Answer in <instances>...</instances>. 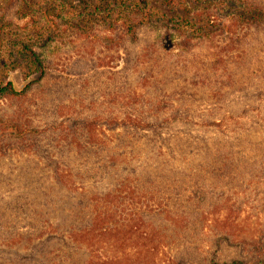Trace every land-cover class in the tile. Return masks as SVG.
Instances as JSON below:
<instances>
[{
    "label": "trees",
    "instance_id": "16d2710c",
    "mask_svg": "<svg viewBox=\"0 0 264 264\" xmlns=\"http://www.w3.org/2000/svg\"><path fill=\"white\" fill-rule=\"evenodd\" d=\"M65 1L67 14L69 7L98 0ZM99 2L77 21L62 13L58 21L46 16L45 33L52 40L68 30H76V38L89 34L94 11L101 9L102 19L113 20L108 29L115 31L114 23L124 18L120 28L138 39L140 26L167 16L154 0ZM219 2L226 4L231 21L221 31L264 27V7L257 1ZM186 10L178 15L182 22L171 15L169 28L183 33L190 23L203 30L202 19ZM8 34H2L0 51V161L35 164L25 167V184L0 188V249L9 252L10 264H136L118 250L148 246L155 251L157 240L169 254L148 264H264V241L236 237L233 229L243 210L241 199L259 196L255 188L264 185V66L246 76L248 82L243 77L230 81L234 95L208 105L207 119H194L188 106L197 94L191 91L187 99L183 89L168 91L144 74L135 79L134 65L142 55L132 56L123 41L122 70L110 65L96 81L97 95L84 93L65 109L58 95L89 87L99 68L80 74L77 56L67 63L48 59L36 48L44 41L17 37L21 59ZM174 34L166 32L159 51L187 46L173 41ZM17 65L26 70L21 81L8 74ZM253 96L260 105L249 101ZM189 139L194 141L184 151ZM203 149L206 159L193 165L192 157ZM18 164L8 169L0 162V177L21 175Z\"/></svg>",
    "mask_w": 264,
    "mask_h": 264
},
{
    "label": "rangeland",
    "instance_id": "374dc122",
    "mask_svg": "<svg viewBox=\"0 0 264 264\" xmlns=\"http://www.w3.org/2000/svg\"><path fill=\"white\" fill-rule=\"evenodd\" d=\"M64 1L0 0V51H2L5 44L3 43L2 34L8 31L7 36L12 37L10 39H13L12 46H14L21 59L23 58V52L17 50L20 42L35 40L36 42H45L44 46L36 47L42 57L48 59L62 58V61L67 63L74 56H77L80 60L76 63V70H79L80 74L88 72L89 69L95 66L98 67L99 70L93 73L91 77L93 82L89 87L83 84L78 91L74 87L58 95L63 100L62 106L65 109H68L67 106H74L79 103L84 93L87 97L97 95L96 81L102 72L111 68L110 65L122 70L125 56V50L123 44H121L123 41L126 42L132 56L136 57L137 53L142 55L140 64L134 65L135 79L138 78L139 74H141L140 76L144 74L150 81L160 84L161 87L166 86L168 91L185 90L187 99H190L189 94L191 91L197 94L195 104L188 106L192 109L191 113L194 119H207L206 117H209L208 107L212 105V102H223L222 100L226 95H229V97L234 95L235 92L230 93L232 91L229 85L230 81L243 77L241 80L248 82L249 79L246 76H251L252 72L254 75L257 68L264 66V27L260 29L254 26L248 32H243L240 31V27L237 25L232 26L229 32L221 31L219 27H223L224 24L229 25L231 21L227 18L229 11L226 4L220 3L219 0H202V4L197 0H154L153 3L158 7L157 9L163 14L167 12V16L158 20L154 17L149 23L140 26L138 39L124 33L122 27L120 28L119 23L123 22L124 18L114 23L115 31L108 29L113 20L110 21L111 18L109 17H105V20L102 19L100 16L105 15V12L98 9L94 11L95 20L90 23L92 31L89 34H81L79 38H76V30H73L74 32L68 30L63 31L60 39L52 40L45 33L47 28L46 16L50 15L51 20L58 21V19H61L59 15L62 13L63 17L69 21H77L79 17H83L84 14L101 5L99 0L92 3L88 1L77 4L75 9L69 7L70 12L66 14L68 3L63 6ZM191 1L194 2L193 6L188 3H192ZM255 1L264 7V0ZM186 8V11L189 8L192 10L189 16L194 18L199 16L198 18L202 19L203 30L198 31L194 27H189L190 23L185 24L183 28L185 30H182L183 33H177L169 28L173 24V20L168 22L171 15H175L174 21L182 22L183 19L178 15H181V12ZM47 10H49V13ZM196 26L198 25L196 24ZM167 31L176 33L173 36V41L176 39L177 42H183L187 46L176 45L174 51H169V53L166 50L159 51L157 45H160L162 39L166 41V38H168L165 35ZM228 35H232L233 38H228ZM17 37L21 39L20 42ZM112 38L113 41L119 40V42L117 44L112 42L110 40ZM8 74H14L16 79L21 81L26 75V70L17 65L11 68ZM227 75L229 76L226 77ZM163 81L169 82V85H165ZM239 87L241 86L239 85ZM233 99H236V97ZM249 101L260 105V102L254 96ZM261 105H264V101ZM108 110L107 108L103 110L105 115L110 114ZM193 141V139H189L187 143H183L184 151L188 150ZM201 143L203 142L200 140L199 144L201 145ZM178 145L180 146L181 142ZM179 146L178 152H182ZM142 148L144 147L142 146ZM205 152V149L200 150L201 154L196 151L191 163L197 165L199 162L204 161L207 157ZM72 161L76 160L73 158ZM0 162L1 165H6L8 169L18 164L15 160H8L6 163L4 161ZM19 166L22 167L21 175L7 174L0 177V188L8 184L16 186L26 183L23 171L25 167L34 169L35 164L32 162L29 165L25 163V165ZM255 189L256 192L259 191L262 195L264 185H261L259 189L258 187ZM260 195L250 198L245 196L244 199H241L244 201L243 210L233 227L236 237L248 239L254 237L264 241V210L259 203L261 201ZM157 241L154 242L157 245L155 251L147 246L138 250H118V253L124 259L135 258L136 264H148L152 258H156L157 263H159L161 258L168 256L169 250L164 249ZM4 250L0 249V264H10V260H7L9 252ZM23 264L30 263L25 260ZM84 264L90 263L85 262Z\"/></svg>",
    "mask_w": 264,
    "mask_h": 264
}]
</instances>
